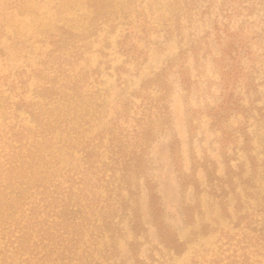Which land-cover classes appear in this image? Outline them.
Here are the masks:
<instances>
[{
	"label": "rangeland",
	"instance_id": "obj_1",
	"mask_svg": "<svg viewBox=\"0 0 264 264\" xmlns=\"http://www.w3.org/2000/svg\"><path fill=\"white\" fill-rule=\"evenodd\" d=\"M92 1L0 0V76L7 81L0 92V132L7 125L25 129L20 142L10 143L16 147L20 168L6 180L12 192L10 201H2L7 206L0 226V264L25 263L29 250L15 252L11 244L4 245L14 234L13 226L28 224L30 215L51 223L58 220L57 212L76 198L82 186L79 178L93 184L87 188L95 193L96 209L109 212L113 225L97 243L88 242L89 232L84 233L75 256L88 253L89 258L60 260L59 250L49 252L47 243L45 251L37 245V257L25 264H134L130 243L146 264H194L215 252L223 253L219 264H228L233 256L240 261L237 257L243 249L227 236L251 230H259L262 238L240 244L246 246L250 259L238 264H264V0H228L229 15L220 16L230 30L241 33L240 45L247 52L237 65V91L248 112L231 115L224 124L227 134H233L226 147L221 146L220 131L210 126L205 112L208 104L219 100L221 90L212 54L201 50L197 62L187 59L195 80L189 91L176 72L167 75L170 123L159 128L148 148L145 174L160 196L165 222L186 243L181 254L169 250L157 234L144 177L132 178L126 185L112 169L108 128L115 112L142 81L196 38L206 33L204 39L212 53L218 54L211 20L224 0H100L104 8L99 13L93 10ZM139 11L148 21V31L133 38L135 53L126 55L118 44L127 23L123 15L132 20ZM60 27L78 35L73 43L80 49L79 56L71 47L57 54L67 60L65 73L77 78L79 93L64 87L68 78L62 72L51 70L49 77L58 76L52 84L58 94L49 100L39 94L43 83L33 69L41 68L40 61L52 48L49 40ZM231 40L230 35L224 36L226 44ZM19 74L22 83L17 82ZM11 80L16 81L13 91L6 86ZM19 98L24 104L17 108L13 104ZM191 110H195L193 115ZM242 126L250 136L248 151L237 132ZM206 163L219 179L207 180L202 166ZM22 167L25 172L17 173ZM187 175L191 181L183 184ZM241 214L246 217L239 220ZM99 215L90 218L100 225ZM135 220L141 223L136 232L132 229ZM235 222L238 227L233 226ZM37 229L27 243L31 249L39 239ZM44 252L46 256H40Z\"/></svg>",
	"mask_w": 264,
	"mask_h": 264
},
{
	"label": "trees",
	"instance_id": "obj_2",
	"mask_svg": "<svg viewBox=\"0 0 264 264\" xmlns=\"http://www.w3.org/2000/svg\"><path fill=\"white\" fill-rule=\"evenodd\" d=\"M227 1L228 0H224L219 4L211 20V29L214 31L218 54L212 53L209 42L204 39L207 35L206 33L196 38L188 47L180 49L178 54L168 60L160 70L142 81L139 89L121 104L119 111L115 112V117L111 119L108 128V151L109 159L112 161V169L118 172L119 179L126 185L130 184L132 178L144 177L143 184L148 192V208L153 225L157 230L161 242L175 254H181L185 250L186 243L181 241L177 233L165 222L160 196L155 189L154 182L145 174L148 166V148L155 139L159 128L170 123L171 110L169 101L170 85L167 81L168 73L176 72L184 90L189 91L193 83H195V80L190 74L187 59L191 57L194 62H197L201 50L203 54H212V62L218 71L220 80L221 90L219 92V100L215 104H208L205 112L210 118V126L220 131V143L222 147H226L225 145L233 136L232 133L231 135H229V133L227 134L224 125L229 117L231 115H247L248 107L241 102L240 95L237 91L239 83V70L237 69V65L247 52L246 49L240 45L242 41L241 33L230 30L227 24L220 20V16L223 17L225 14L229 15ZM92 4L93 10L98 13L104 8V5H102L104 3L100 0H93ZM123 16L127 19V23L124 28V33L119 37L118 44L123 53L133 56L135 53L133 38L136 36L140 37L142 33H147L148 21L142 11L136 12L132 20L127 18L128 14H124ZM225 35H230L232 37L230 44L224 42ZM51 37L49 43L52 45V48L45 53V58L40 61L41 68L33 69L35 76L43 83L38 89L39 94L45 96L49 100L53 99V96L58 94V91L52 86V84L56 82L58 76L49 77L47 73L51 70H56L57 73L62 72V76L68 78L66 81L67 86L64 84V87L74 93H79L77 78L70 77L65 73L64 64H68L66 63L67 60L65 61V57L57 54L62 49L71 47L75 50V54L79 56L80 49L78 46L75 47L73 43L75 42L73 39L78 37V35L65 27H60L58 34H54ZM204 45L205 48L203 47ZM139 53L140 52H138L137 55ZM71 58H75L73 54ZM15 77H17V74H15ZM21 80L22 76L19 74L17 82L22 83ZM4 83H7L6 77L0 76V92L2 88L1 85H4ZM6 86L9 91H13L16 89V81L11 80ZM151 90H154L155 93H151ZM6 103L7 105H11L9 101ZM23 104L24 101L19 98L18 103L13 105L19 108ZM194 113L195 110H191V114L193 115ZM188 125L190 131H192V120L189 121ZM22 130L25 129L19 126L7 125L6 128L0 132V142H2L0 145V226L4 221L2 216L7 206L6 203L2 201L3 199H5L6 202L11 200L10 194L12 191H10V184L8 185L6 180L12 178L14 169L20 168L17 166L16 147L10 146V143L20 142ZM237 132L242 137L243 149L248 151L250 136L247 127L242 126ZM170 148L173 152V147L171 146ZM89 154L90 151L85 152V157H89ZM202 166L204 167L209 182H212L214 179H219L209 170L207 163L202 164ZM16 172H25V170L22 167L20 171ZM79 180L82 186L77 188L78 194L76 198L72 200L68 208L66 206L67 209H64L60 213L57 212L58 220H53L51 223L47 222L46 219L41 221L36 220V218H32V215H30L28 224H17L13 226L15 230H12V233L14 234L7 238L4 245L7 247L11 244V248L15 252L29 250L28 254H30V257L22 262H30L33 257H37V250H35L37 245H41V248L45 251L47 243L51 245L49 252L58 249L60 260H70L76 255L75 249L85 232H89L88 235L90 238L88 242L91 244L93 242L97 243L98 239L103 236L104 230L113 225V222L108 218L109 212L101 213L96 209L95 202L97 198L95 197V193L87 188L92 187L93 184H90L88 179L84 181L82 178H79ZM190 181L191 179L188 178V175L182 179L183 184H187ZM221 189H223V187ZM70 192L71 194L73 193L72 190H70ZM65 204L67 205L68 203L63 202L64 206ZM95 214H100L99 216L102 221L100 225L94 223V219L90 218V216H95ZM245 217V214H241L238 216V219L241 220ZM233 226L238 227L239 225L235 222ZM34 227L38 228L36 234L39 239L34 242L33 248L31 249L27 246V243L29 242ZM140 227L141 223L138 220L132 223L134 232L139 231ZM249 229L251 230L253 228ZM8 230H10V228ZM261 236L262 233H260L259 230H257V232L251 230V233H241L240 235L233 234L227 237L240 244L248 245L262 238ZM240 244L239 248L243 249L241 257H237L238 259L240 258V261H237L235 259L236 256H233L229 259L228 264H238L250 259L246 251V246L241 247ZM85 247L89 246L85 245ZM129 248L135 256L134 264H146V262L137 258L134 253L133 243L129 244ZM47 252L42 253L40 256H46ZM221 254L223 253L215 252L208 260L206 258L204 259V256H201V259L195 260L194 264H205V262H207L206 264H219ZM5 257L6 256H4L3 259ZM82 257L89 258L88 253L80 255L78 260ZM227 258H230V256ZM38 259L44 261L43 258ZM32 264L45 263L35 261V263Z\"/></svg>",
	"mask_w": 264,
	"mask_h": 264
}]
</instances>
